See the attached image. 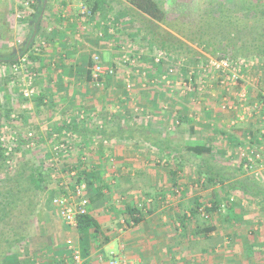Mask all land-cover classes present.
Masks as SVG:
<instances>
[{
  "label": "crops",
  "instance_id": "crops-1",
  "mask_svg": "<svg viewBox=\"0 0 264 264\" xmlns=\"http://www.w3.org/2000/svg\"><path fill=\"white\" fill-rule=\"evenodd\" d=\"M6 1V28L0 36V53L4 51L5 54V57L0 54V89L4 87L6 92L0 100V130L5 132L4 129H9L8 122L21 126L39 125L38 144L48 145L47 141H52L48 151L52 160H61L67 166L82 164L78 172L81 178L100 176L102 182L88 187L89 212L101 224L108 241L85 258L87 264H106L112 252L126 259L128 264H249L248 258L255 254L254 249L259 252L261 248L264 250V224L248 221L251 215L247 216L245 211L248 210L246 202L252 203L250 199L258 204L264 198L252 197L250 193L236 189L232 193L234 200L236 196L242 200L235 206L238 217L231 218L226 207L222 206L219 211L223 214L211 211L209 219L204 218L199 210L193 213L201 205L200 208L204 205L211 207L217 196L221 202L224 199L220 197V189L214 186L216 183L211 182L213 188L210 190H207L210 185L203 190L198 186L199 180L192 181V174L189 180L184 178L183 163L193 162L194 169L199 170L196 175L199 174L201 183L206 185L204 181L210 173L206 164L214 167L216 163L213 145L216 139L213 137L217 138V134L230 135L232 140H236V133L230 129L226 131L231 134L226 133V126L219 125L220 116L204 104L202 109L197 108L194 112L185 107L187 104H181L174 111L168 106L167 95L161 90L157 94L152 90L143 91L146 87L144 81L150 85L161 78L158 76L160 71L156 74L151 69L153 58L147 60L148 65L142 67L143 70L141 68L144 80L134 82L132 89L127 88L128 79H135L128 71L131 69L134 74L136 68L135 63L125 58V55L134 57L132 48L136 49V44L125 40L127 28L133 27L127 24L128 15L119 21L107 0L104 4L102 0H85L87 3H99L90 15L84 14L82 8L80 10L83 0H38L39 5L42 4V12L35 23L32 19L35 10L32 7L30 11L26 9L28 1ZM33 38L39 51L34 52L32 47L25 52V45ZM98 53L103 62L117 67L116 75L105 76L100 82L93 78L91 72L93 55ZM30 55L36 58L30 59ZM24 58H28L31 68L38 75L34 81L39 89V97L36 98L39 110L33 113L28 111V101L20 97L14 103L10 94L12 85L19 84L21 79L20 71L14 70L13 65ZM251 83V78H248L245 96L251 92ZM251 95H256L259 100L254 102L255 108H258L254 119H249L245 108L239 109L243 121L235 118L234 112L224 116L235 118L229 121L233 124L242 121L247 131L243 133L254 135V140L248 141L247 145L262 148L264 90ZM140 100L147 103L146 108H138ZM260 104L263 108H259ZM1 107L8 108L6 111L3 109L4 114ZM11 107L17 111L12 112ZM7 111L10 117L5 121L2 115L7 118ZM176 118L186 122V125L177 128L178 132H172L175 126L170 123ZM28 120L32 124H28ZM248 120L250 123L246 122ZM179 132L184 135H179ZM207 134L211 140H206ZM175 138L184 141H176ZM60 139H64L71 150L56 158L52 146ZM194 144L212 146V155L203 158L182 151V148ZM177 150H181L180 153ZM172 161H179L178 167L169 165ZM113 164L115 167L111 168ZM213 169L214 176L218 178L216 168ZM248 175L258 179L250 172ZM58 179L61 181V177ZM108 179L115 181L109 183ZM62 189L56 186L54 197ZM135 194L146 195L137 198ZM177 194L181 195L174 200L175 209L171 210L168 206H171L172 195ZM147 196L155 198L150 207L145 200ZM238 205H243L245 209H239ZM52 206L40 207L39 210V244L53 252L48 260L43 261L42 258L39 264H69L70 252L66 241L69 235L78 240V231L68 227L57 207L53 203ZM134 206L142 209L144 214L139 223H135L127 211ZM241 221L245 222L243 233L237 229ZM211 226L215 229L208 231ZM260 228L259 236L255 237ZM221 233H226L227 237L225 234L221 236ZM222 240L228 246V251L224 253L220 248ZM232 243L236 249H230Z\"/></svg>",
  "mask_w": 264,
  "mask_h": 264
},
{
  "label": "trees",
  "instance_id": "trees-1",
  "mask_svg": "<svg viewBox=\"0 0 264 264\" xmlns=\"http://www.w3.org/2000/svg\"><path fill=\"white\" fill-rule=\"evenodd\" d=\"M122 1L129 18L127 24L133 25L145 36L149 48L163 52L166 57L176 58L178 61H209L210 57L230 60L264 57V0L211 2L205 8H201V12L195 18L187 13L170 14L167 7L168 0ZM29 2V6L35 10L32 19L36 23L42 12V4L39 5L38 0ZM102 2L104 4L106 0ZM87 4L91 13H94L99 5L98 2ZM35 46L34 38L29 39L24 48L25 52ZM29 58L36 57L30 55ZM165 60L166 58L163 57L157 63L153 57L151 61V69L155 73L160 71L159 77L162 72L169 71L168 66L165 69L162 67ZM31 71L34 72L32 69ZM6 117L7 119L10 117L9 111ZM23 146V140H19L11 158L15 159ZM6 150L7 146L0 140V168L3 170L1 176L4 179L0 182V264H6L10 255H22L21 250L29 243V237L37 221V195L44 191L47 183L52 181L51 175L56 165L49 157H45L25 161L16 168H10L6 163ZM183 150L203 158H208L213 153L212 146L207 144H194L182 148ZM180 151L177 150L178 153ZM209 164H206L210 172L207 178L209 182L218 183L227 178V169L224 171L219 166L212 167ZM213 168H216L218 178L214 176ZM80 180L81 177L78 178V181ZM230 187L231 190L238 189L245 194L250 193L252 197L264 198V183L250 176L235 180ZM54 195L55 191L52 190L49 195L50 201ZM234 201L230 198L226 202H221L217 196L211 207L204 205L203 208L210 213L219 211L221 206L225 205L227 215L234 218L238 217L235 210L238 203ZM201 206L193 213L198 212ZM127 211L135 223L142 221L144 217L142 209L134 206L129 207ZM213 229L215 226L208 228V231ZM77 231L83 258L91 256L95 249L108 241V237L102 232L101 224L91 213L78 216Z\"/></svg>",
  "mask_w": 264,
  "mask_h": 264
},
{
  "label": "rangeland",
  "instance_id": "rangeland-1",
  "mask_svg": "<svg viewBox=\"0 0 264 264\" xmlns=\"http://www.w3.org/2000/svg\"><path fill=\"white\" fill-rule=\"evenodd\" d=\"M26 1H32V0H26ZM34 2H36V0H33ZM84 2L80 3L79 7L80 10L81 8H84L87 12L89 11L88 9V4L87 1L83 0ZM110 2L111 8H113V12L117 13L116 16L118 18L119 21H123V19L126 18L127 16V12L125 10V6L123 5V1L122 0H107ZM219 1H224V0H168V4L167 7L169 9L170 14H182V13H187L189 16H191L192 18L197 17L201 10L203 8H205L206 5H209L211 2H219ZM235 2L237 0H234ZM239 1V0H238ZM8 6V2L6 0H0V36H2L5 27V17H6V7ZM29 8H31V6L26 4V9L29 10ZM202 8V9H201ZM33 9V7L31 8ZM124 17V18H123ZM125 21V20H124ZM132 28V29H131ZM125 35V40L130 43V41L134 44H136V49H133L132 47V51L134 57H127L125 55V58H129V60H131L132 63L136 64V68L134 69V74L131 71V69H129L128 73L129 75H133L135 77V79H137L135 81V79L133 78V80L131 81V79L127 78L129 83L131 84V87L129 88V86H127L128 89H132L133 85L139 82H142L144 79L141 77V75L143 74V68H145L148 63L147 60H149L150 58L153 57H157L158 53H160V51H158L155 48H149L148 45V41L145 38L144 35H142L140 32L137 31L136 27H132L129 26L126 30ZM127 44V43H126ZM34 52H38L35 51ZM1 55H3L5 57L4 51L0 53ZM97 55V54H94ZM93 55V56H94ZM98 55L101 57V55L98 53ZM102 58V57H101ZM166 60L164 62V69L168 66L169 71L162 72L161 78L156 80L155 82H152V84L149 85V83L147 81H144V84H146V87H144L145 89H142L143 91H149L152 90V92L156 91V94L159 93V90H161V92H164V95H167V101H168V106L172 107L173 110H178L179 106L181 104H187L185 107L194 112L195 109H199L203 107V104L206 105V107H210L211 109L214 110V113L220 116V120H219V125L220 126H226L225 132L231 134V132L233 133L235 131L236 133V140H232L231 136H221L219 134H217V138L213 137V139H216V142H214L213 145L214 146V153L216 156L214 160H216L215 165L219 166L220 169H223L224 171H226L227 169V178L222 181V182H218L216 183L214 186H217V188L220 189L221 195L220 197L222 199H224L223 201L226 202L228 199H230V197H232V199H234V197L232 196V193L235 192L234 189L231 190L230 184H233V182L237 179H242L245 176H250L248 175V172L245 171L244 166H243V161L240 157V150L242 148H244L248 143V141L254 140V135L251 133H246L247 131L244 130V123L242 122L243 120L240 119V115L239 114V109L241 108V110H243L244 108L247 109V112L250 116L249 119H254L256 116V113L258 108H255L254 102H259V100L257 99L256 95H251L252 93H257V91L264 90V57L262 58H255V65L254 67L251 69L249 68L245 74H246V78H251L252 81V85H251V90H249V88L247 87V89L251 92H249L248 96H245L244 98L240 97V91L245 88L246 86V82L240 81L238 82V84L236 85H224L220 82V78H221V73L220 72H216L214 71L210 66H209V62L206 60H201V61H187V60H182V61H178L176 58H169L168 56L166 57ZM213 58V57H210ZM28 59V58H27ZM127 60V59H126ZM103 61V59H102ZM27 63L29 64V60H27ZM105 63V62H104ZM106 64V63H105ZM108 65V64H107ZM29 70L31 71V65H27ZM111 66V65H110ZM114 67V66H113ZM143 67V68H142ZM142 68V70H141ZM170 68H172V70H170ZM33 70V69H32ZM139 70V71H138ZM20 71V75H21V79H19V84L16 85H12V91L10 92V94L12 95V98L14 99L13 102L16 103L18 102L17 100H15L16 98H24L25 101H28V104H30V109L28 110L29 112H35L36 110H39L37 108V106H39V102L36 98L39 97V89L38 86L36 85L35 81H33V86H34V90H35V95L32 97H23V88H24V84L27 82L25 81V79H27L26 76V72L22 71V70H18ZM22 72V74H21ZM35 72V70H34ZM37 73V72H36ZM117 74V67H115V74ZM4 75H6V73H4ZM25 75V76H24ZM38 76V75H37ZM113 76V75H112ZM167 77L168 79H165V77ZM24 78V79H23ZM161 81V82H160ZM155 83V84H153ZM20 86V87H19ZM19 87V88H18ZM0 100L2 98H4L3 96L6 94L4 87H1L0 89ZM141 90V88H140ZM164 90V91H163ZM260 98V97H259ZM36 101V102H34ZM3 102V101H2ZM138 108L141 109L142 107H145L147 105V103L143 100L138 101ZM255 102V103H256ZM33 103V104H31ZM13 105V104H12ZM2 106H4L2 104ZM147 107V106H146ZM145 107V108H146ZM2 108V112L4 114L3 109H5V107H1ZM32 108V109H31ZM259 108H263V105L260 104ZM8 109V108H7ZM5 109V111L7 110ZM12 112H14L15 107H11ZM17 111V110H16ZM222 112V113H221ZM235 113V115L237 117L235 118H239V122L235 121V124L229 122L231 119L229 116L227 117L224 116L225 113ZM242 112V111H241ZM200 119H201V115ZM5 116L2 115V119L3 120H8L7 118H3ZM224 117V118H223ZM179 118L174 119L173 121H171L170 124L174 123L173 126H175V128L172 130V132H178L177 128H183L186 125V122H182L181 119L178 120ZM11 120V119H10ZM246 120V119H245ZM201 121V120H200ZM199 121V123H200ZM252 121V120H251ZM254 121V120H253ZM248 123H250V120L246 121ZM28 124L32 122H27ZM3 125V124H2ZM8 125L11 126L9 127V130L7 128V130L4 129L5 132H3V129L0 130V136L2 135L3 137L6 136V138L8 137L9 139L11 138L12 134L16 133L17 136V141H19L20 139L23 140L24 142V146L23 149L20 153H18V155L15 156V159L12 158V164L9 165L10 168H16L17 166H19V164L25 162V161H32L34 159H41V158H45V157H49L48 155V151L50 152V148H49V144H52V141L48 140L47 144L48 145H39L37 141L36 145L33 147H27V140H26V135L29 131H32L38 138L39 136V125H27V126H21L20 124L18 125H12V123L8 122ZM218 125V124H217ZM228 125V126H227ZM227 129H230V131H226ZM15 130V131H13ZM179 130V129H178ZM244 131H246L245 133H243ZM182 132V131H181ZM3 133V134H2ZM183 133L179 132V135ZM208 135V134H207ZM215 135V134H214ZM206 140H211V138H209L208 136H205ZM181 139V138H180ZM179 138H175L176 141H180ZM1 140V139H0ZM60 140H64V139H60ZM181 141H184L183 139H181ZM3 143H5L4 141H2ZM54 143V142H53ZM226 148V149H224ZM262 155L264 157V151H262ZM232 157V158H231ZM51 159V157H49ZM52 160V159H51ZM173 163L169 164L171 165L173 168L178 167L179 165V161H172ZM52 163H54L55 167L53 168V174H55L54 176L51 175L52 181H50L49 183L46 184V187L44 189V191H42L40 194L37 195V200H38V208H37V217H36V224L35 227L33 229V232L31 233L30 237H29V243L26 244L23 249L21 250L22 255L18 256L17 254L14 255H10L9 259L6 261V264H15V263H24V264H39V262L41 261V259L43 258V261L48 260V258L50 257V255L53 253L51 252V250H48L46 248V246H43L42 244H39L40 240H39V234H41V231L39 230V210L40 207L42 208H50L53 207L52 206V201H50V192L56 187H60L65 188V189H70L72 190L74 188V185L76 182H81L84 181L88 184V187L92 184H98L99 182H102L101 179L99 178L100 176L95 175L93 178L92 177H82L80 181H78L79 177V170L82 166V164H76V166H67L64 165V162L59 160L55 162V160H52ZM90 165V164H88ZM240 165H242V167H240ZM115 167V165H111L110 167ZM195 164L193 162H191L190 164L187 163L184 164L183 163V170L185 172V176L184 178H189L190 174H192L190 177L192 179V181L195 183V180H199L198 181V186L201 187L203 190L206 189V186H209L211 184V182H208V180L206 179L204 182L205 183H201V178L199 179V174L198 176L197 174V170L194 169ZM230 168V169H228ZM75 169V170H74ZM196 170V171H195ZM72 171H76V173L72 174ZM199 171V170H198ZM3 172V170H1L0 168V182H3V177L1 176V173ZM98 173V171L96 172ZM225 173V172H224ZM58 177H61V181L60 179H58ZM206 177V176H205ZM100 179V180H99ZM190 179V178H189ZM188 179V180H189ZM261 181V179H258ZM109 183L115 181V179H108ZM203 182V181H202ZM63 183V184H61ZM116 183V182H115ZM115 183H113L112 185H115ZM209 183V184H208ZM264 183V181H263ZM212 187V185H210L207 190H210ZM234 194V193H233ZM138 197H142L146 194H135ZM181 194H177V195H172L173 200L171 201V206H168V203H164L166 206L170 207L171 210L175 209V199L179 198ZM89 196V194H88ZM148 197V196H147ZM239 197V196H238ZM236 196V200L234 202L236 203H240L241 204V198H238ZM151 199V201H147ZM155 198L152 197H148L146 200L148 207L151 206V204L153 203L152 201H154ZM243 199V198H242ZM53 200V199H52ZM90 200V198H89ZM240 200V201H239ZM252 203L246 202L247 203V216L251 215V219L248 217V221L251 220L250 222H254V223H260V224H264V201L263 202H258V204L256 203V201L250 199ZM163 201V200H162ZM248 201V200H247ZM255 202V203H254ZM40 204L42 206H40ZM226 207V206H225ZM239 209L243 208V205L239 206ZM238 209V210H239ZM227 211V209H226ZM90 213V212H89ZM217 214H223V211L220 212L218 211ZM225 215V213H224ZM219 217H221L219 215ZM244 221V219H242ZM241 221V226L238 227L237 229H239L242 232V227L244 225L245 222ZM247 221V220H246ZM256 221V222H255ZM248 222V224L250 223ZM66 224V223H65ZM68 226V225H67ZM248 226V225H245ZM70 227V226H68ZM67 228V227H66ZM71 228V227H70ZM77 229V228H76ZM223 229H227V228H223ZM71 230V229H69ZM258 233L254 234L255 237L259 236L260 234V229H257ZM243 233V232H242ZM225 234V235H224ZM226 236V233H221V236ZM223 236V237H224ZM72 238L70 235L68 237ZM73 239V238H72ZM223 239V238H221ZM226 239V238H225ZM75 240V239H74ZM227 240V239H226ZM225 240V241H226ZM77 242V244L79 245V240H75ZM220 248H223V250H221V252H227L228 251V246H226L227 244L224 243V241H220ZM80 246V245H79ZM230 246V245H229ZM259 246V245H258ZM235 248L233 246H230V249ZM263 247V246H262ZM253 251H255L254 255H251L248 260H249V264H264V250L263 248L260 249V252L257 249H254ZM20 253V252H19ZM41 257V258H40ZM238 261V259H237ZM260 262V263H258Z\"/></svg>",
  "mask_w": 264,
  "mask_h": 264
},
{
  "label": "built area",
  "instance_id": "built-area-1",
  "mask_svg": "<svg viewBox=\"0 0 264 264\" xmlns=\"http://www.w3.org/2000/svg\"><path fill=\"white\" fill-rule=\"evenodd\" d=\"M33 2V1H31ZM30 3V2H28ZM27 3V5H29ZM83 13L91 14V11L88 12L82 8ZM35 51H39V46L36 45L33 48ZM155 57V61L157 63L160 62V59L165 57L163 52L157 54ZM27 58L22 59L20 63L14 64V70H22L27 74V81L24 84L23 97H32L35 95V90L33 86L34 78L37 73L29 70L27 63ZM128 60V59H127ZM209 66L216 72L221 73L220 82L224 85H236L240 81H247L245 72L249 68H253L255 63V59L250 58H238L236 60H230L227 58L215 59L210 58ZM172 70V68L170 69ZM115 74V67L105 64L102 61V58L97 54L93 56V66H92V76L97 81L100 82L101 79L105 76H112ZM165 77V76H164ZM165 79H168L165 77ZM129 88L131 84H128ZM240 97L244 98L246 95L245 88L240 91ZM264 105V102H263ZM17 132L12 134L11 138H6L2 136L1 141H4L7 146L6 150V163L8 165L12 164L11 154L15 148L17 141ZM27 147H33L37 143V136L29 131L26 135ZM54 150V154L56 158L63 157L67 154L71 147L66 143L65 140H59L55 145L52 146ZM262 151H264V147L257 148L256 146L246 145L244 148L240 150V157L243 161V166L248 172L253 174L256 178L264 181V173L262 172V168H264V157L262 155ZM75 172L72 171V174ZM53 174L52 176H54ZM178 192V190H177ZM151 201V200H148ZM54 206L57 207L61 218L64 220L66 225L77 228L78 224V216L89 213V205L90 200L88 196V184L84 181L76 182L74 188L70 189H62V192L55 196L52 200ZM225 205H222L224 208ZM202 216L206 219L210 218V213H208L203 207L199 209ZM67 248L70 252V262L69 264H87L85 258L81 255L80 246L77 242L69 238L66 241ZM129 262L126 259H122L119 256H116L114 252L111 253V257L107 260L106 264H128Z\"/></svg>",
  "mask_w": 264,
  "mask_h": 264
},
{
  "label": "water",
  "instance_id": "water-1",
  "mask_svg": "<svg viewBox=\"0 0 264 264\" xmlns=\"http://www.w3.org/2000/svg\"><path fill=\"white\" fill-rule=\"evenodd\" d=\"M35 35V34H34Z\"/></svg>",
  "mask_w": 264,
  "mask_h": 264
}]
</instances>
